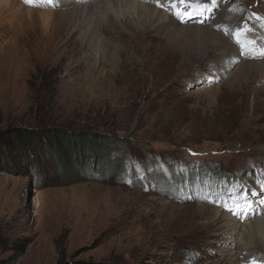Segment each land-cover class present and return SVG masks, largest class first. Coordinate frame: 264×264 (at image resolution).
I'll return each instance as SVG.
<instances>
[{"label": "rangeland", "instance_id": "rangeland-1", "mask_svg": "<svg viewBox=\"0 0 264 264\" xmlns=\"http://www.w3.org/2000/svg\"><path fill=\"white\" fill-rule=\"evenodd\" d=\"M96 1L13 0L0 8V130L44 127L107 139L105 168L95 169L89 156V166L66 180L55 168L68 150L52 136L32 132L31 152L0 155V264H232L233 255L238 264H264V240L259 245L240 227L264 218V74L240 79L239 58L217 74L219 44L191 31L170 56L145 57L128 73L111 70L106 59L118 44L93 29ZM194 2L190 9L204 5ZM138 3L122 0L110 10L114 28L130 32L124 17L136 31L146 27ZM172 3L158 7L161 15H173ZM218 4L230 33L247 27L241 42L264 48V0ZM86 5V19L64 15ZM102 17L108 27L111 15ZM93 32L98 40L88 45ZM80 63L116 74L110 96L79 92Z\"/></svg>", "mask_w": 264, "mask_h": 264}, {"label": "bare ground", "instance_id": "bare-ground-1", "mask_svg": "<svg viewBox=\"0 0 264 264\" xmlns=\"http://www.w3.org/2000/svg\"><path fill=\"white\" fill-rule=\"evenodd\" d=\"M71 1L72 0H64V3L68 4L71 3ZM80 1H85V0H80ZM124 2L130 7L134 6V2L138 3L137 1L134 0H124ZM197 2L199 4L201 3L200 0H197ZM12 3L13 0H0V8L10 9L11 6H9V4ZM146 3L149 4L148 5L145 3L143 4L142 2L138 3L140 5L141 13L143 14L140 17L139 21L145 23L146 26L143 29L136 31L133 26L128 24L126 17L123 18L122 22L125 26L128 25L130 32H126L123 30L119 31L113 26L115 25L116 20L114 16L110 14V10L112 11L114 7L116 8L118 6H121L122 0H97L96 4L93 5L94 8L91 7L95 10L90 8L91 10H93L92 12H94V15H97L95 21L98 26L94 27L93 29L97 28L100 34L101 32H104L109 36V38L111 37L118 44L117 46L118 49H114L112 54L108 56V58L106 59V63H107L106 66H109L110 63V66L112 67L111 70L113 69L117 70L119 67L120 68L122 67L124 68V71L128 73L130 71L136 70L139 61L143 60V58L145 57L170 56L172 55L171 49H173L172 46L175 45V40L179 38L188 39V36H186V34L184 33L186 31H191L194 39L196 40H199L201 42L209 41L210 43H213V45L219 44L218 49H220V54L217 56L216 59L219 64L215 69L217 74L221 75L222 72L226 71L230 67L234 59H238V58L242 60V63L236 69L241 74L240 79H244L245 77L253 74L254 76H259V77L262 74H264V59H261L259 56L255 59L251 58L250 56L254 54L249 53L248 50L247 51L244 50L245 51L244 56L240 55L241 48H239V46L237 47L236 43L234 44L233 42L234 40L232 41V35L229 31L230 28L228 29V25L224 23L226 22L224 20H226L225 15H227V12L225 9H223V7L220 6V4L218 3L207 4L208 7L210 6L215 7V11L212 13L211 16L212 19L210 21V24H207L206 22V23H201L200 25H194V26L190 25L189 27H187L181 25L180 21L176 18V16L174 15L173 7H171V10L173 11L172 16H170L169 14L164 15V13L163 15H161L162 14L161 10L158 7L165 6V0H148V2ZM192 3H195L194 0H186V3L180 4L179 7L183 9H190L189 7L193 6ZM202 7H205V5L197 8L193 7L190 10H192L194 13H197L199 10L194 11V9L196 10ZM85 8H88V6L87 5L81 6V9L83 11L78 9L72 11L70 10L69 12L66 11L64 12V15L69 14L68 19L75 20L78 16V13H80L81 15V13L84 12L85 13L84 19H86L89 12L87 11V9L85 10ZM136 9H138V7ZM39 10L47 13L48 15L52 13V11L50 10H42V9ZM105 14L111 15V17L109 18L111 23L110 25H107L108 27H105L106 23L102 17ZM204 15H206V12H204L203 15H200L201 20L206 18V17L204 18ZM63 27L64 26H62V28ZM222 29L227 31L228 35L226 37H224L221 34L220 30ZM160 33H162L163 35H160ZM97 37H98L97 34L93 32L89 40H87L88 45L90 42L96 44V41L98 40ZM136 55L139 56V60H136ZM113 66H117V68L115 69L113 68ZM115 79H116V74L115 73L112 74L111 72L107 73V71L104 69V67L102 68V66H99L96 70L91 65L84 66L82 63H80L78 74L75 77V82L79 87L80 90L79 92L83 96L94 99H105L112 94L113 89L111 86L112 83L114 85ZM86 85H89V90L88 89L85 90ZM259 207H261V204L259 205ZM253 213L248 214V217L257 214V213L255 214ZM217 220H222V218L219 216L213 219V221H217ZM235 227L236 226L230 224L229 226V229L231 228L230 232H233L232 230L235 229ZM240 227L252 233L254 239L257 241V243H259V245L262 243V240H264V218L261 217L255 218L250 222H248L246 225H241ZM243 254L246 253L241 250L238 251L239 256ZM234 257H235L234 255L231 257L232 264H238L239 263L237 262L238 258H234Z\"/></svg>", "mask_w": 264, "mask_h": 264}, {"label": "trees", "instance_id": "trees-1", "mask_svg": "<svg viewBox=\"0 0 264 264\" xmlns=\"http://www.w3.org/2000/svg\"><path fill=\"white\" fill-rule=\"evenodd\" d=\"M58 131V132H57ZM32 132H39L41 134L52 136L54 141L51 139V143H60L66 147L67 152L61 153V156L58 160L55 170L58 175L66 180L75 178L77 175L81 174L82 170L89 166L90 162L88 161L89 156L95 158L97 170H102L105 167L102 165V161L107 158V152L105 151V145L107 139L104 135H95V134H86L79 132L73 134L72 132H66L60 129H30L27 127H14L6 130H0V155L1 154H10L12 156L23 154L25 152H31L30 149V140L34 139ZM51 137V138H52ZM81 143V144H79ZM103 144V147L101 145ZM110 144V142H108ZM114 146H117V142H113ZM109 148H107V151ZM67 154V155H66ZM86 155V157H84ZM83 156V157H81ZM1 158V156H0ZM42 158H36L34 164L40 162ZM93 161V160H92ZM94 163V161H93ZM150 177V174H149ZM59 264H103L95 263L89 261H73V262H64L60 261Z\"/></svg>", "mask_w": 264, "mask_h": 264}, {"label": "snow or ice", "instance_id": "snow-or-ice-1", "mask_svg": "<svg viewBox=\"0 0 264 264\" xmlns=\"http://www.w3.org/2000/svg\"><path fill=\"white\" fill-rule=\"evenodd\" d=\"M26 3H33L34 0H25ZM47 2L51 5L53 3V0H47ZM219 0H211V3L215 4L218 3ZM186 0H173L172 3V7L174 8V15L176 16V18L181 22V23H190L192 22L194 19L199 20L201 23H206L207 19H210L212 16V12L214 11L213 8H210L207 6L208 0H201V3H203L205 5V7H202L199 9V13L202 14L203 12L207 11L209 13V16L203 20L200 19V15L194 14V12L190 9H181L179 7L180 4H185ZM250 29L247 27H239L237 28L235 31H233L231 33L233 40L237 43V45L241 48V56L245 55V51L244 49H247L249 52H253L255 53V55H253L251 58L255 59L256 56H259L261 59H264V48L261 49H255L254 47H249V45H254L256 42L255 41H247L245 42H241V36L245 35L247 32H249ZM251 195H256L255 193H251ZM248 197H249V193L247 191H245L244 193V200L246 203V207L243 208L242 210L245 213H248L249 211H251L252 205L251 203L248 202ZM229 211H231V209H227ZM241 209H237L236 212H234V214H239ZM249 264H258L257 261L252 260L249 262Z\"/></svg>", "mask_w": 264, "mask_h": 264}]
</instances>
